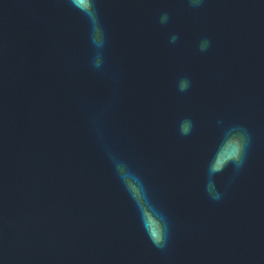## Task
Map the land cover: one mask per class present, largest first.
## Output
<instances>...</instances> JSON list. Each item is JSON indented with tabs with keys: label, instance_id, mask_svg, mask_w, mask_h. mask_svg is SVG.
<instances>
[{
	"label": "water",
	"instance_id": "water-1",
	"mask_svg": "<svg viewBox=\"0 0 264 264\" xmlns=\"http://www.w3.org/2000/svg\"><path fill=\"white\" fill-rule=\"evenodd\" d=\"M0 264H264V0H0Z\"/></svg>",
	"mask_w": 264,
	"mask_h": 264
}]
</instances>
